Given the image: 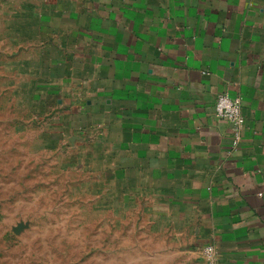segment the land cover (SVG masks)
Wrapping results in <instances>:
<instances>
[{
	"label": "crops",
	"instance_id": "0c3cea01",
	"mask_svg": "<svg viewBox=\"0 0 264 264\" xmlns=\"http://www.w3.org/2000/svg\"><path fill=\"white\" fill-rule=\"evenodd\" d=\"M0 45L106 184L124 264H264V0H0Z\"/></svg>",
	"mask_w": 264,
	"mask_h": 264
},
{
	"label": "rangeland",
	"instance_id": "374dc122",
	"mask_svg": "<svg viewBox=\"0 0 264 264\" xmlns=\"http://www.w3.org/2000/svg\"><path fill=\"white\" fill-rule=\"evenodd\" d=\"M11 52L0 45V264H124L106 184L68 136L49 142L48 117Z\"/></svg>",
	"mask_w": 264,
	"mask_h": 264
},
{
	"label": "built area",
	"instance_id": "2783aa9c",
	"mask_svg": "<svg viewBox=\"0 0 264 264\" xmlns=\"http://www.w3.org/2000/svg\"><path fill=\"white\" fill-rule=\"evenodd\" d=\"M214 116L216 119L226 121L232 127L233 148L237 149L242 141L246 120L242 111V100L239 97H230L227 94L217 96L214 105ZM205 264H218V253L214 246L208 245L204 248Z\"/></svg>",
	"mask_w": 264,
	"mask_h": 264
}]
</instances>
